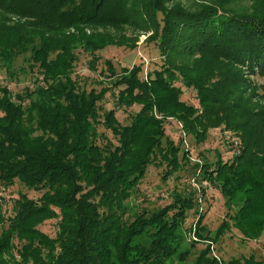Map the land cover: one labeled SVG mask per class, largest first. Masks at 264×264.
Masks as SVG:
<instances>
[{
  "label": "trees",
  "instance_id": "trees-1",
  "mask_svg": "<svg viewBox=\"0 0 264 264\" xmlns=\"http://www.w3.org/2000/svg\"><path fill=\"white\" fill-rule=\"evenodd\" d=\"M182 1L0 0V72L19 82L14 71L19 60L26 62L25 70L36 72L34 85L21 92L0 83V264H7L3 255L15 242L19 264H169L177 259L188 264L190 250L178 254L179 230L197 210V193L175 188L171 201L153 210L138 211L131 200L157 162L165 167L163 183L179 178L178 163L191 173L198 167H189L180 142L166 137L165 121L158 118L160 93L184 110L168 115L177 116L196 140L205 134L198 127L244 129L230 86L240 81L243 67L264 77V0L178 6ZM8 16L23 21L11 23ZM99 28L117 33L94 32ZM127 31L151 33L143 43L160 56L158 68L143 79L142 63L124 67L102 55L112 48L135 50L137 40ZM80 53L88 58L82 79L75 71ZM205 59L216 68L197 78L194 69ZM101 76L109 83L101 84ZM194 83L200 93L207 92L196 95L197 107L180 101L181 87L195 90ZM107 94L115 98L109 111L103 107ZM133 106L139 110L121 125L116 110ZM99 126L115 142L98 132ZM242 140L239 155L226 161L217 155L201 169L202 178L228 200L242 192L241 209L227 219L252 240L264 224V147ZM15 186L40 197L19 195L5 215L1 203ZM48 222H56L53 235L39 229ZM229 227L224 220L214 239ZM189 264L263 262L254 255L218 261L204 245Z\"/></svg>",
  "mask_w": 264,
  "mask_h": 264
},
{
  "label": "rangeland",
  "instance_id": "rangeland-1",
  "mask_svg": "<svg viewBox=\"0 0 264 264\" xmlns=\"http://www.w3.org/2000/svg\"><path fill=\"white\" fill-rule=\"evenodd\" d=\"M214 2H220V0H183L180 2L181 5H191V6H206V5H217ZM184 7V6H183ZM11 23L17 21H23L14 16H8ZM73 29L69 32L73 33ZM93 32L91 29H86V33L89 34ZM94 32L102 34L104 32H110L116 34L117 32L113 30L107 31V29L99 28L94 30ZM120 34H123L120 32ZM128 37L136 38L137 48L132 52L129 50L120 48H112L108 51L107 54L104 51L102 55H105L108 58H114V63L119 62L121 66L131 68L133 65L142 63L143 73L141 78L143 79L148 72H151L154 66L159 63V57L156 55L155 50L153 49L152 44L143 43L151 33H139L126 32ZM125 37V36H124ZM126 38V37H125ZM114 55V56H113ZM103 56V57H105ZM87 56L80 53L79 61L76 67V73L82 79V76L88 75L87 67ZM105 60L100 61V67H105ZM213 61V60H212ZM211 60L205 59L201 61L194 70V74L198 75L200 72L210 73L214 72L216 68L214 65L208 67ZM26 62L23 63L22 60H19L15 67L16 78L19 79V82H10L4 72H0V83L9 88L12 93L21 92L25 87L33 86V77H31L36 72L30 73V71L25 70ZM20 67L22 69H20ZM156 68L157 65L155 66ZM119 70V68H117ZM212 70V71H211ZM240 81L238 80L235 85H231L232 91L234 93V103L239 102V108L236 111V114L241 118V122L245 123V128L242 130H224L223 125H219L213 128L208 127L207 129L198 127L197 132L204 134L201 139H197L194 135L188 134L184 129L183 123L176 116L177 119L171 118L168 115V112H173V114H182L184 110L174 106L173 98L171 96H166L163 93H160L162 100L159 103V112L158 118L161 121H165L164 128L166 131V137L175 142V144H181V151L186 153V159L189 162L188 165L194 166L197 164L198 167H194L191 171L182 170L183 163H178V169L176 170L179 175L178 179L170 178L169 181L163 183L162 179L165 167L157 164H153L149 167L147 174L144 179L136 188L133 193L132 206L136 207V210L140 211L143 208L151 209L159 208L171 201V196L174 193V189L177 188L179 191L185 193V190L189 192L197 193V205L196 212H191L189 218L187 219L183 228L179 230L180 235V249L178 254L182 251L190 250V257L188 259V264L192 262V259L195 257V254L204 248V245L209 246L211 255L215 257L218 261H229L234 258L248 257L254 255L257 260H261L264 264V224L259 225V230H261L260 236L252 240L244 239L235 229L232 228V223L227 219V214H233L239 211L243 205V201L240 199L242 197V192L236 194L235 199L228 200L227 197H223L219 192L217 187H214L208 182L207 179H203L202 165L204 163H214L217 155H220L223 161L231 158L233 155H239L241 153V148L243 146L242 136L249 139V143H254V146L264 147V125L261 122H264V77L259 73H252L251 70L246 69V67L241 68L240 70ZM105 76L99 77L100 83H109V80L104 78ZM203 77V76H202ZM211 77V76H210ZM212 79V78H211ZM10 83H13L10 84ZM238 83V84H237ZM178 87L180 84H176ZM195 90L187 89V87H181L183 94L180 98V101L185 102L187 105H193L197 107L196 95L199 97L207 95L206 90H198V86L194 83ZM216 89H220V93L223 92L222 86H216ZM117 94V91H114ZM236 97V99H235ZM115 99V98H114ZM114 99L107 94L103 107L109 111L114 107ZM238 101V102H237ZM215 105L213 104L212 108ZM246 108V109H245ZM120 110V109H119ZM116 110V119L121 125H126L130 122V118L138 110V106H133L129 109ZM196 112V111H194ZM263 117H262V116ZM186 123V121H185ZM98 132L105 133L108 139L114 141L109 131H105L103 127H98ZM243 132H246L245 134ZM247 135V138H246ZM115 142V141H114ZM181 156V154H180ZM253 169V168H252ZM185 171V172H182ZM189 172V173H188ZM184 173V174H182ZM183 175V177H182ZM217 180L219 178H216ZM163 180V181H162ZM206 180V181H205ZM213 186V187H212ZM172 193V194H171ZM24 194L29 198L37 200L40 197L39 193L28 191L25 188L13 187L7 199L4 200L2 205V210L5 212V215L9 213L14 205V200L18 198L19 195ZM244 199V197H242ZM262 211L260 213L264 214V206L260 208ZM262 216L258 218L261 219ZM200 221L199 223L197 221ZM226 220L229 223V229L220 237L218 236L214 239L215 233L220 227L221 223ZM197 223L200 224L197 226ZM252 224V222H251ZM199 228L206 229L203 232ZM42 231L46 232L48 235H53L56 230V222H48L39 227ZM208 238H205L207 237ZM145 240L141 239V243ZM140 239L136 240V244H139ZM197 243V245L192 248V244ZM8 253L3 255V259L7 264H19L21 262L20 256L18 255L17 249L19 247L18 243H14ZM169 264H179L178 259Z\"/></svg>",
  "mask_w": 264,
  "mask_h": 264
}]
</instances>
